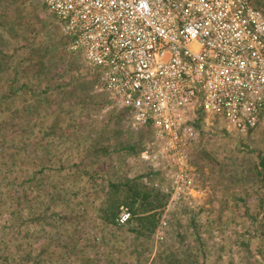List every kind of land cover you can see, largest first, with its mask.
I'll return each mask as SVG.
<instances>
[{"label":"rangeland","instance_id":"obj_1","mask_svg":"<svg viewBox=\"0 0 264 264\" xmlns=\"http://www.w3.org/2000/svg\"><path fill=\"white\" fill-rule=\"evenodd\" d=\"M59 34L40 0H0V264H264V136L204 140L192 205L147 228L103 221L107 198L145 183L130 148L150 131L102 112Z\"/></svg>","mask_w":264,"mask_h":264},{"label":"built area","instance_id":"obj_2","mask_svg":"<svg viewBox=\"0 0 264 264\" xmlns=\"http://www.w3.org/2000/svg\"><path fill=\"white\" fill-rule=\"evenodd\" d=\"M40 1L63 48L82 60L102 112L150 131L137 156L169 194L163 215L201 192L195 157L204 140L215 133L242 144L264 133L258 0ZM129 217L124 209L116 220Z\"/></svg>","mask_w":264,"mask_h":264},{"label":"trees","instance_id":"obj_3","mask_svg":"<svg viewBox=\"0 0 264 264\" xmlns=\"http://www.w3.org/2000/svg\"><path fill=\"white\" fill-rule=\"evenodd\" d=\"M53 25L56 28V25L53 21ZM60 35V34H59ZM59 42L63 43L62 37H60ZM72 64V62H71ZM96 96V95H95ZM102 103V100H100ZM139 140V139H138ZM136 142L135 145L130 148V150L134 151L135 155H138L139 151L142 149V140ZM145 168V171L140 175L145 178V183H135L133 180H129L131 182L124 183V186H127V194L125 199L121 202L119 198L105 200V208L102 210L101 218L105 222L114 223L119 226H124L128 224H137L139 228L141 226H145L146 228L148 225L152 224L154 220H156L155 215L158 213L160 214L161 211L159 209L165 207L169 194L165 192L162 188V180L158 179L156 175L150 173L149 170ZM138 175V176H140ZM127 182V181H126ZM140 184L142 186H140ZM147 184V185H146ZM118 185L120 183H110V190L111 192L116 195V191ZM126 207L125 209L130 213V217L125 223H118L116 218L118 217L119 213L121 212L120 206ZM153 225H151L152 227ZM130 230H135L140 235L149 234L145 233L148 232L144 229H136L132 227H128Z\"/></svg>","mask_w":264,"mask_h":264},{"label":"crops","instance_id":"obj_4","mask_svg":"<svg viewBox=\"0 0 264 264\" xmlns=\"http://www.w3.org/2000/svg\"><path fill=\"white\" fill-rule=\"evenodd\" d=\"M41 4H42V3H41ZM27 11L30 13V12H32L33 10H32V9H29V10H27ZM31 15H33V14L31 13ZM20 24H21V22H20ZM259 136H260V137H259ZM259 136H258V138H261V137H263V136H264V133H263V134H261V135H259Z\"/></svg>","mask_w":264,"mask_h":264}]
</instances>
